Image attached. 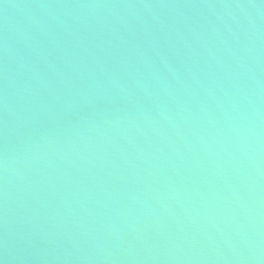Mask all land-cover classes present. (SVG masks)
Listing matches in <instances>:
<instances>
[{
	"label": "water",
	"instance_id": "1",
	"mask_svg": "<svg viewBox=\"0 0 264 264\" xmlns=\"http://www.w3.org/2000/svg\"><path fill=\"white\" fill-rule=\"evenodd\" d=\"M0 264H264V0H0Z\"/></svg>",
	"mask_w": 264,
	"mask_h": 264
}]
</instances>
